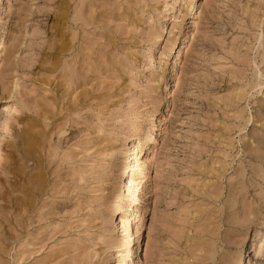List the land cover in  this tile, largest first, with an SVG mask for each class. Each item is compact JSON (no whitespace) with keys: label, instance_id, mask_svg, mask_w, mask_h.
Returning <instances> with one entry per match:
<instances>
[{"label":"rangeland","instance_id":"obj_1","mask_svg":"<svg viewBox=\"0 0 264 264\" xmlns=\"http://www.w3.org/2000/svg\"><path fill=\"white\" fill-rule=\"evenodd\" d=\"M2 121L0 264H264V0H0Z\"/></svg>","mask_w":264,"mask_h":264},{"label":"bare ground","instance_id":"obj_2","mask_svg":"<svg viewBox=\"0 0 264 264\" xmlns=\"http://www.w3.org/2000/svg\"><path fill=\"white\" fill-rule=\"evenodd\" d=\"M177 2V1H176ZM175 2V3H176ZM174 3V2H173ZM191 13V4H189L188 5V7H187V12H186V15H189ZM180 35H181V32H179V34H178V38L176 39V41H175V45H177V46H179V44H180V41H181V38H180ZM183 36V35H182ZM8 128H9V126L7 125V123L6 122H1V129L0 130H2V131H5V130H8ZM145 148V147H144ZM143 147H141L140 148V151L142 152L143 151V149H144ZM144 152V151H143ZM141 154V153H140ZM140 165L141 164H139V167H140Z\"/></svg>","mask_w":264,"mask_h":264}]
</instances>
